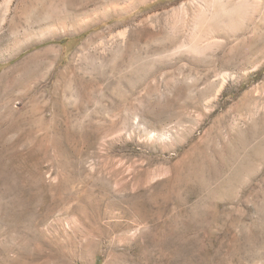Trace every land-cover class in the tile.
Masks as SVG:
<instances>
[{
	"label": "rangeland",
	"instance_id": "374dc122",
	"mask_svg": "<svg viewBox=\"0 0 264 264\" xmlns=\"http://www.w3.org/2000/svg\"><path fill=\"white\" fill-rule=\"evenodd\" d=\"M198 1L0 0V264H264V0Z\"/></svg>",
	"mask_w": 264,
	"mask_h": 264
},
{
	"label": "bare ground",
	"instance_id": "6f19581e",
	"mask_svg": "<svg viewBox=\"0 0 264 264\" xmlns=\"http://www.w3.org/2000/svg\"><path fill=\"white\" fill-rule=\"evenodd\" d=\"M250 3H251V0H199L197 2L196 8L201 13L206 14L208 17L210 16L212 20L218 19L220 22H223L224 18L227 17L228 19V17H230L234 13V11L238 9V7L246 6L247 4H250ZM206 15L204 17H206ZM195 37L194 39H197ZM216 43L217 41H214L213 39L212 40L207 39L200 46L199 45L198 46L189 45V46H184L185 47L184 49H187L189 52L192 53V51H195L198 49H202V50L210 49L211 47L215 46Z\"/></svg>",
	"mask_w": 264,
	"mask_h": 264
}]
</instances>
